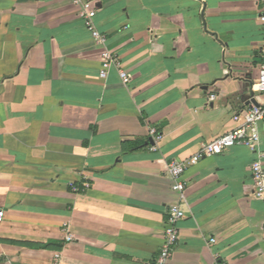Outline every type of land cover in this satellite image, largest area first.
<instances>
[{
  "label": "crops",
  "instance_id": "obj_1",
  "mask_svg": "<svg viewBox=\"0 0 264 264\" xmlns=\"http://www.w3.org/2000/svg\"><path fill=\"white\" fill-rule=\"evenodd\" d=\"M94 1L105 45L73 0H0V264H155L180 200L169 163L264 105L259 0ZM107 51L128 84L101 77ZM255 157L235 145L187 169L171 264H264Z\"/></svg>",
  "mask_w": 264,
  "mask_h": 264
},
{
  "label": "built area",
  "instance_id": "obj_2",
  "mask_svg": "<svg viewBox=\"0 0 264 264\" xmlns=\"http://www.w3.org/2000/svg\"><path fill=\"white\" fill-rule=\"evenodd\" d=\"M263 5V11L260 14L259 21L264 30V0H259ZM76 5L81 6V15L84 18L85 25L92 31L93 38L105 45L107 37L101 34L94 23V18L97 13V6L94 0H73ZM263 61L260 67V73L257 81L252 84V91L264 94V42L262 44ZM114 65L119 70V75L125 84L130 82L129 73L123 68L122 61L107 51L104 54L103 68L101 77L106 78L107 71ZM216 98L215 94L210 95V100ZM233 120L236 126L227 133L211 140L202 143L200 150L190 159L185 161H174L169 163L167 170L173 180L172 189L176 191L180 200L169 205L167 210V221L164 230V239L159 254L155 260V264H171L172 254L176 243L180 237L179 223L185 217L183 208L186 202V191L188 188V180L185 178L187 169L196 164L203 157H211L224 149L243 145L255 153V161L251 167L252 180L255 186V198L264 199V151L261 150L260 142V124L264 120V105L252 103L246 108H241L233 114ZM150 133L155 140V145L152 147L157 149V143L163 138V135L156 127L150 128ZM85 188H89V183H84ZM78 189V188H77ZM5 220V210L0 208V233ZM68 241L73 239V235L68 231L66 234ZM210 242H215L212 238ZM62 253L56 252L54 256V264H60ZM218 264H228L226 261H219Z\"/></svg>",
  "mask_w": 264,
  "mask_h": 264
},
{
  "label": "trees",
  "instance_id": "obj_3",
  "mask_svg": "<svg viewBox=\"0 0 264 264\" xmlns=\"http://www.w3.org/2000/svg\"><path fill=\"white\" fill-rule=\"evenodd\" d=\"M44 247H49V245H45Z\"/></svg>",
  "mask_w": 264,
  "mask_h": 264
}]
</instances>
